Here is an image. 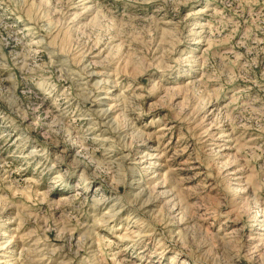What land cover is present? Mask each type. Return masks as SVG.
Wrapping results in <instances>:
<instances>
[{"label": "rangeland", "instance_id": "obj_1", "mask_svg": "<svg viewBox=\"0 0 264 264\" xmlns=\"http://www.w3.org/2000/svg\"><path fill=\"white\" fill-rule=\"evenodd\" d=\"M0 264H264V0H0Z\"/></svg>", "mask_w": 264, "mask_h": 264}, {"label": "bare ground", "instance_id": "obj_2", "mask_svg": "<svg viewBox=\"0 0 264 264\" xmlns=\"http://www.w3.org/2000/svg\"><path fill=\"white\" fill-rule=\"evenodd\" d=\"M69 101V100H68ZM71 102V101H70ZM74 102V101H73ZM70 105V104H69ZM68 105V106H69ZM95 105V104H94ZM95 106H97V105H95ZM71 107V106H70ZM70 109V108H69ZM68 109V110H69ZM95 110L96 111H98L99 112V110L101 111V113H104V114H107V112H108V110L106 111L104 108H99V109H96L95 108ZM65 111H66V109H65ZM99 114V113H98ZM90 115V114H89ZM86 116H87V114H86ZM91 116V115H90ZM80 117V116H79ZM78 117V118H79ZM83 117V116H82ZM87 118H89V117H87ZM74 121H76V120H74ZM89 121V120H88ZM89 123V122H88ZM5 133V132H4ZM8 133V132H7ZM3 134V133H2ZM3 137V136H2ZM17 138V137H16ZM14 140V139H13ZM16 141V140H15ZM150 146H148V145H144V147H141L142 149H139V150H137L138 151V156L137 157H135L136 158V161L142 166V167H144V166H149L150 164H152L153 162L151 161V158H153L154 157V153L151 151V147L149 148ZM140 168V171H143L142 169H141V167H139ZM153 171V170H152ZM138 172H139V170H138ZM154 172V171H153ZM152 176H149L148 178H146L145 177V180L147 181V180H151L152 178H151ZM139 185H137V186H135V187H138ZM142 190V189H141ZM117 203V202H116ZM114 206H115V204H114ZM109 213V212H108ZM114 213V212H113ZM113 215V214H112Z\"/></svg>", "mask_w": 264, "mask_h": 264}]
</instances>
